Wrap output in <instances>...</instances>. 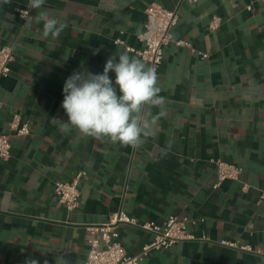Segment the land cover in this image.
Wrapping results in <instances>:
<instances>
[{"label":"crops","instance_id":"0c3cea01","mask_svg":"<svg viewBox=\"0 0 264 264\" xmlns=\"http://www.w3.org/2000/svg\"><path fill=\"white\" fill-rule=\"evenodd\" d=\"M153 2L176 10L173 39L188 40L195 50L174 41L164 49L156 71L166 115L136 148L61 130L57 120L68 119L61 107L65 80L82 69L102 73L116 52L136 57L125 46L142 48L138 34ZM20 8L29 11L26 22ZM40 11L67 23L59 38H41ZM214 16L220 25L211 31ZM2 45L12 46L14 57L10 73L0 75V134L14 114L29 124V134L11 136L10 156L0 159V264H84L87 226L120 209L137 223H162L170 215L196 220L187 225L194 240L151 251L141 264H264L256 253H264L261 0H46L40 10L29 8V0H11L0 3ZM211 159L239 166V179L214 189ZM79 171L85 172L79 202L69 211L54 184ZM117 231L131 255L152 237L133 225L119 224Z\"/></svg>","mask_w":264,"mask_h":264},{"label":"built area","instance_id":"2783aa9c","mask_svg":"<svg viewBox=\"0 0 264 264\" xmlns=\"http://www.w3.org/2000/svg\"><path fill=\"white\" fill-rule=\"evenodd\" d=\"M190 3H196L197 0H186ZM264 3V0H261ZM20 18L26 22L29 19V11L24 8L17 9ZM143 29L138 34V40L142 43L141 49H134L125 46L128 52H132L137 58L154 67L156 70L160 67L164 49L173 42L172 30L177 24L178 16L176 10H168L157 3L149 4L145 10ZM220 25V18L214 16L208 24L209 30L213 31ZM176 45L190 48L195 52L192 44L185 39L174 41ZM115 43L123 44V41L117 39ZM207 54H201L206 57ZM14 57L12 46H0V75L7 76L10 73V63ZM29 134V124L22 121L18 114H14L8 124V132L0 134V159L7 160L10 156L11 136H25ZM214 165L216 175L213 188H217L224 180L239 179L241 168L237 165L224 162L220 159H211ZM85 174L79 171L71 180L56 181L54 184V193L57 201L65 206L69 211L74 210L79 202V181ZM264 201V190L260 191L258 202ZM196 220L185 216L170 215L162 223L147 221L137 223L136 219L128 215L123 210H117L112 213L106 222L89 225L87 230L90 233L88 240V252L84 264H141L151 251L159 249H168L172 245L182 241L194 240L195 236L188 230L187 225H194ZM127 224L138 226L152 234L141 250L136 254H127L119 240L117 226ZM219 244L230 248L251 251L249 246H240L236 242L220 240ZM256 253H264L257 250Z\"/></svg>","mask_w":264,"mask_h":264},{"label":"clouds","instance_id":"9594fccd","mask_svg":"<svg viewBox=\"0 0 264 264\" xmlns=\"http://www.w3.org/2000/svg\"><path fill=\"white\" fill-rule=\"evenodd\" d=\"M8 4L11 0H0ZM46 0H29V8L40 10ZM36 23H43L42 39H57L67 23L40 11ZM98 49L94 54L98 53ZM115 74L113 80L109 73ZM159 78L154 67L127 52H116L104 65L103 72L93 74L86 69L73 72L63 86L61 107L67 121H59L67 132L77 129L81 134L96 139L136 148L144 141L147 129L166 115V99L160 95ZM160 111L153 115L151 108ZM26 264H38L36 260Z\"/></svg>","mask_w":264,"mask_h":264}]
</instances>
